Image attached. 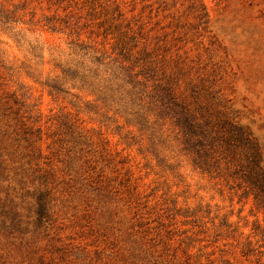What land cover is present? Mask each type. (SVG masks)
I'll return each instance as SVG.
<instances>
[{
	"label": "rangeland",
	"instance_id": "rangeland-1",
	"mask_svg": "<svg viewBox=\"0 0 264 264\" xmlns=\"http://www.w3.org/2000/svg\"><path fill=\"white\" fill-rule=\"evenodd\" d=\"M0 14V264H264V208L224 164L195 168L169 120L139 130L112 73L136 40L126 66L146 49L151 74L242 126L264 166V0H0ZM66 68L88 77L48 87Z\"/></svg>",
	"mask_w": 264,
	"mask_h": 264
},
{
	"label": "trees",
	"instance_id": "trees-1",
	"mask_svg": "<svg viewBox=\"0 0 264 264\" xmlns=\"http://www.w3.org/2000/svg\"><path fill=\"white\" fill-rule=\"evenodd\" d=\"M136 42L133 41L130 46L132 49ZM73 45L76 49L86 51V47L81 44ZM132 49L121 47L119 55L124 61L132 58H128ZM147 57L148 53L143 49L139 57L135 58L137 60L131 63L135 68V64L141 61L138 70L126 66L122 61L112 71L113 78L122 84L120 88L128 99L132 122L139 130L155 133V123L169 120L180 134L182 149L191 156L195 168L211 173L221 170L224 164L226 172L235 175L240 181L244 194L252 196L253 201L264 208V166L259 145L251 134L232 119L202 110L200 106L186 104L166 82L157 79L156 74H151L153 70L146 63ZM95 61L103 64L97 57ZM87 77L66 68L62 70V81H56L48 87L56 92H64L62 86L67 79L86 80Z\"/></svg>",
	"mask_w": 264,
	"mask_h": 264
}]
</instances>
